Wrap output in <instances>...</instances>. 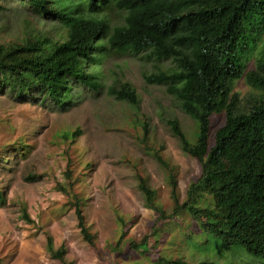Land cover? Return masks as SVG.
Returning a JSON list of instances; mask_svg holds the SVG:
<instances>
[{
	"label": "trees",
	"instance_id": "trees-1",
	"mask_svg": "<svg viewBox=\"0 0 264 264\" xmlns=\"http://www.w3.org/2000/svg\"><path fill=\"white\" fill-rule=\"evenodd\" d=\"M20 3L51 24L47 29L30 30L23 40L0 45V91L17 97L35 94L41 102L50 101L65 109L73 104L74 85L95 92L102 88L108 56L148 53L158 61H171L175 69L145 81L166 86L180 110L196 124L192 145L177 120L167 121L182 152L200 164V176L189 185L181 202L173 169L154 152L156 162L168 172L174 205L171 218L188 212L197 222L202 207H209L211 219L201 225L197 222V230L212 235L225 252L242 248L264 262V0ZM112 15L119 17V25H110ZM25 24L30 27L29 22ZM93 67L97 69L93 71ZM241 80L251 89L245 100L234 92ZM115 96L118 101L139 106L128 83ZM220 114L224 124L210 140L211 118ZM63 140L68 141V135ZM65 180L67 185H58V190L70 198L81 235L95 248L83 214L85 201L68 189L71 177ZM138 189L145 209L165 220L156 193L143 180ZM4 199L0 192V204ZM115 216L120 235L112 252L121 248L126 237L125 218L117 210ZM22 217L31 223L25 208ZM129 248L146 251V241L132 242ZM47 249L54 260L67 264L64 248L55 250L48 239ZM160 262L183 264L162 258Z\"/></svg>",
	"mask_w": 264,
	"mask_h": 264
},
{
	"label": "rangeland",
	"instance_id": "rangeland-1",
	"mask_svg": "<svg viewBox=\"0 0 264 264\" xmlns=\"http://www.w3.org/2000/svg\"><path fill=\"white\" fill-rule=\"evenodd\" d=\"M20 2L0 0V45L51 24ZM109 21L113 27L120 19L112 15ZM149 56H108L102 88L95 92L74 85L73 104L65 109L41 102L35 94L17 97L0 91V192L5 197L0 204V264H62L51 257L48 239L55 250L64 248L67 264H163L161 258L183 264H264L242 248L223 251L212 235L197 230L211 219L209 207H202L198 224L188 212L171 218L168 172L153 154L173 169L184 201L200 176V164L182 152L167 121L177 120L192 145L197 127L166 86L145 81L175 69L171 61ZM125 83L134 88L138 107L116 99ZM234 92L245 100L251 89L241 80ZM223 124L222 114L211 118L210 140ZM67 176L68 189L85 201L83 214L95 248L84 241L70 198L58 190L67 185ZM140 180L156 193L165 220L145 209ZM24 208L31 223L22 217ZM116 210L125 218L126 237L112 252L120 235ZM144 239L146 251L129 248Z\"/></svg>",
	"mask_w": 264,
	"mask_h": 264
}]
</instances>
